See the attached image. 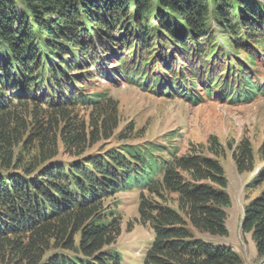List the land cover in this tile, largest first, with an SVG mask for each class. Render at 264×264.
I'll use <instances>...</instances> for the list:
<instances>
[{
    "label": "trees",
    "instance_id": "trees-1",
    "mask_svg": "<svg viewBox=\"0 0 264 264\" xmlns=\"http://www.w3.org/2000/svg\"><path fill=\"white\" fill-rule=\"evenodd\" d=\"M259 61L260 0H0V264H122L109 248L120 216L104 203L133 189L139 221L154 232L143 264H243L195 234L228 235L223 144L212 136L186 152L173 140L87 152L119 121L109 92L86 88L108 77L192 104H249L264 96ZM77 107L91 111L88 132ZM29 141L38 156L18 159ZM227 147L240 174L255 172L249 140ZM252 186L263 187L240 229L264 264V165Z\"/></svg>",
    "mask_w": 264,
    "mask_h": 264
},
{
    "label": "rangeland",
    "instance_id": "rangeland-1",
    "mask_svg": "<svg viewBox=\"0 0 264 264\" xmlns=\"http://www.w3.org/2000/svg\"><path fill=\"white\" fill-rule=\"evenodd\" d=\"M260 1L264 3V0ZM108 67H115V64ZM254 68L257 70L256 80L264 85V63L259 61ZM111 73L113 79H119L116 72ZM87 83V92H109L117 101L119 121L118 127L113 131L100 133L98 141L92 147H87V152H97L124 143L136 145L146 141L164 143L166 140H173L182 152H186L193 144L208 145L212 136L223 144L227 152L220 158V162L228 181L226 192L231 199L230 206L226 208L228 235L221 237L196 232L195 234L216 247L231 248L241 255L243 264H262L251 235H244L240 226L245 206L260 195L263 187H254L252 184L255 174L264 165V96L249 104L232 105L215 97L205 99L200 104H192L178 97L157 96L140 87L116 82L108 77H97L95 81ZM31 109L26 112L28 117ZM74 109L80 119L85 121L88 132L90 109L78 107ZM130 126H133L131 133ZM125 135L129 137L121 139ZM26 139L25 135L23 141ZM244 139L249 140L253 147L256 168L253 173L240 174L227 146L228 144L235 146ZM31 142L24 146L22 142L16 148L18 159L29 161L38 156L37 144ZM58 152V159L65 162L70 160L60 142ZM139 204L138 189L119 192L104 203L106 210H116L120 216L121 234L109 248L117 250L122 255V264H143L145 251L154 238L150 224H142L139 221Z\"/></svg>",
    "mask_w": 264,
    "mask_h": 264
}]
</instances>
